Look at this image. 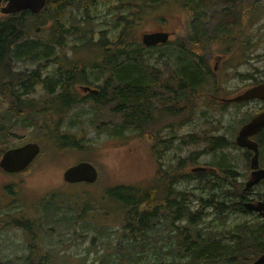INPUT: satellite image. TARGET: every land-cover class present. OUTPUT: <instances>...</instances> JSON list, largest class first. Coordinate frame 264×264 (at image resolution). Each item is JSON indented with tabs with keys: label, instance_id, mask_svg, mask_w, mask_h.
I'll use <instances>...</instances> for the list:
<instances>
[{
	"label": "trees",
	"instance_id": "trees-1",
	"mask_svg": "<svg viewBox=\"0 0 264 264\" xmlns=\"http://www.w3.org/2000/svg\"><path fill=\"white\" fill-rule=\"evenodd\" d=\"M159 1L166 4L163 10L170 9V0H47L43 9L37 14L24 10L0 18V62H2L0 69L8 77L2 93L13 98L11 108L8 110L10 117L6 118L9 121L6 124L10 123V127L15 123L26 125L31 118L40 133L39 140L45 148L41 158L48 157L49 154L59 156L64 149L77 148L82 150L83 154H88L92 149L91 145L84 144L79 134L69 135L66 132L61 134L62 113L73 104L86 99L77 91L75 87L77 81L87 82L99 88L97 94H90L87 98L94 107L110 110L114 119V130L109 134L125 139L126 130L128 133H135L141 141H146L153 147L160 145L166 123L168 122L169 127L174 125L180 127L184 121L191 118L193 110L203 96L202 87L209 79V47L206 44L215 38L227 37L234 41L240 37L239 34L234 35V27H237L241 20L242 23L246 22V15L257 13L261 17L264 12V0H182L190 7L188 34L180 38L178 44L148 48L140 41L137 31L141 29L146 17L152 13L147 7ZM101 2L106 6L115 3L118 11L128 9V12L117 17V21L123 22V26L114 37H109L106 30H102L100 38L95 40L89 28L86 30L89 35L86 37L77 24L68 25L67 20L63 18L65 10L71 6L82 9L88 15L89 11ZM80 22L84 27L86 23L84 19L80 18ZM37 26H41V34L45 39L44 37L32 39L36 34ZM78 31H80L81 44L74 47L90 50L92 56L88 60V56L82 55L79 61L66 64L63 55L67 40ZM164 48L169 49L167 54L161 52L153 55L154 51ZM50 56H55L54 61L58 64L57 69L52 72L55 75L42 77L38 70L32 71L29 75L12 71L14 61L36 62L44 58L48 59ZM23 57L26 58L21 60ZM160 62L163 63L162 66L168 74L162 73L159 69ZM91 75L95 79H90ZM37 85H43L49 98L41 105L43 111H36L31 115L27 111V106L23 105V101L20 103L19 94L20 91L29 94ZM40 117H43L41 123H39ZM101 124L104 125L101 122L99 128ZM3 134L4 130L0 126V136ZM42 135H45L49 142H44ZM210 137L212 144L207 150L213 153L224 145L225 140L222 137ZM209 138L192 135L188 137V142L197 144ZM6 147H0V152ZM178 165L175 170L160 168L158 173L162 176L158 180L159 186L155 185L143 192L124 185L106 188L110 196L113 195L116 200H121L124 206L131 209L127 217L129 224L125 226L129 237L123 247H120L119 253L123 251L133 255L127 261L119 258L121 264L123 261L124 264L140 263V256L137 257L136 253L148 255L146 264H159L163 261V258L155 259L153 254L160 252L161 248L165 249L164 245L168 242L166 237L159 238L162 236L161 231L171 232L167 231L166 226L156 223L154 217L159 210H163L161 214L173 215L179 220L186 219L189 225L198 223L202 220L200 216L202 210L191 209L188 201L190 196H194L199 201L201 208L211 207L215 214L221 217L222 214L229 215L235 211L239 214L248 213L239 198L244 182L238 180L237 173L233 169L220 165L218 171L210 172L214 179L209 178L208 181L204 178L207 177L208 172L182 173L181 168L185 166V159H179ZM36 166L37 163L30 165L20 173H29ZM190 176L200 179L202 185L198 186L201 190L199 194L190 193L189 189L181 187L188 183L186 179H190ZM175 183H178L179 188L176 189L178 195L173 199L171 196ZM9 188L12 194H8L15 197V202L25 204L21 186L10 184ZM52 199L46 200L47 203L49 204ZM145 203L148 208L141 210ZM38 204L43 206L42 201H38ZM48 204L42 208L44 209ZM51 204L54 207L52 202ZM81 204L84 211L91 209L90 202ZM159 206H167V208L159 209ZM173 206H177L175 210ZM10 216L9 221L16 222L17 226L22 227L28 239L29 252L27 257L20 258L22 264H55L51 252L41 246L32 219L24 212ZM9 223L0 220L2 227H6ZM131 228L137 230V233L130 234ZM183 228L180 227L179 232L172 235L170 244L167 245L169 248L166 252L172 256L165 260L166 264L188 262L245 264L254 255L264 252V219L255 227L242 224L234 242L225 244L207 237H203L201 243L197 244L198 241L190 240L189 227ZM173 239H178V242ZM161 240L166 242L162 241L158 245Z\"/></svg>",
	"mask_w": 264,
	"mask_h": 264
},
{
	"label": "rangeland",
	"instance_id": "rangeland-1",
	"mask_svg": "<svg viewBox=\"0 0 264 264\" xmlns=\"http://www.w3.org/2000/svg\"><path fill=\"white\" fill-rule=\"evenodd\" d=\"M165 8L166 4L161 1L154 3L151 7H147V10L152 13L143 21L137 34L144 30H156L159 28L176 29L177 26L172 14L175 13L183 19L182 13L176 9L174 2L171 3L170 9L162 12ZM126 12H128V9L118 11L115 3L111 6H106L101 2L95 8H92L88 15L82 9L71 6L65 10L63 18L67 20L68 25L77 24L80 28L79 30L85 33L86 37L89 35V32H86L88 28L89 31L94 29L96 38L100 35V30H106L109 37H114L121 26V23L117 21V17ZM80 18L86 22L84 27L80 24ZM235 31L236 27H234ZM250 35L247 46L242 47L237 44L236 49L228 57L234 64L239 62L238 67L224 68L222 65L218 69L216 78L220 77L223 79V86L228 89V92L233 91L234 93L248 86L251 83L248 79L251 74L259 79L264 75V18L254 26ZM43 37L45 39L40 30L32 36V39H41ZM76 44H80L78 34L69 37L67 40L65 49L67 50L66 56L68 58L72 57L73 47ZM212 49L213 57L214 55L223 54L222 48L218 46V43H214ZM168 51V48H164L154 51L153 55H158L161 52L167 54ZM91 56L92 52L89 50L88 60ZM25 58L23 57L21 60ZM54 59L55 56H50L48 59L44 58L40 61V69L44 73L42 77L55 75L52 72L57 69L58 64ZM214 59L211 61L212 65ZM14 67L16 70L29 72L38 67V62L15 61ZM90 79L95 78L91 75ZM212 87V81H210L202 87V90L207 92ZM24 97L34 98L37 104L42 105L44 100L47 99V94L43 86L39 85L35 92ZM76 104H73L71 108L63 112L64 121L61 134L66 132L69 135L79 134L85 136V138L82 137L84 144L92 146L88 154H83L82 150L77 148L67 149L60 156L45 158L29 173L12 174L0 170L1 219L11 218L9 216L10 213L16 216L20 207L28 218L33 215L36 216L37 220L36 222L34 221L33 227L41 246L44 250L51 252V254L63 257L62 259H57L55 261L56 264H92L90 260L92 258L95 259L96 264L101 260H104V264H117L119 258L127 261L126 258L133 255L123 253V251L117 253L120 249L117 245L118 240L123 235L126 224L120 222L112 224L109 221L111 219L103 215L105 213L107 215L115 214V218L119 221L122 219V214L126 217L125 211L117 215V212L122 210L124 205L121 200H116L109 195L106 190L108 186L134 184L140 192L146 191V184L157 182L154 178L159 168L164 167L163 169L165 170H175L178 168V161L181 158L188 159L187 165L181 168L182 173L195 165L193 164L195 162L203 165L213 162L216 171L219 170L220 165L227 166L236 171L238 174L237 178L244 180L246 178L245 174L248 173L246 162L248 160L245 151L235 148L232 142L235 140L237 131L240 128L241 124L239 121H244L252 115L260 106L258 103L251 102L240 109L234 106L221 108L219 105H215L212 107L204 96L193 110L191 118L184 121L180 128H175L172 131L167 129L160 140L162 143L155 147L140 141L135 133H128L126 130L124 133L126 135L125 139L109 134V132L114 130V124L108 123L113 120L108 108L94 107L90 103ZM6 108V104H1L0 113H5ZM42 120L43 117H40L39 121L41 122ZM102 121L106 123L104 125L101 124V128H99L98 125ZM117 121L119 120L117 119ZM0 125L3 126L4 130V134L0 137V147L9 145L13 147L14 144L16 146L31 141L29 139L40 138V133L35 128L31 118L28 119L26 125L23 124L24 126L18 125L12 128L8 124L3 123L1 119ZM68 134L66 135L69 137ZM190 134L196 135L198 138L225 136V142L228 140V145L213 153L208 152L207 149L210 147L208 145L209 140L206 139L197 144L190 143L188 142V137L192 136ZM42 138L44 142H49L45 135H42ZM184 138L187 139L184 140ZM1 141L4 143H1ZM262 142L264 147V135L262 136ZM203 148H206V151ZM84 157L91 159L93 163H97L102 172L101 179L95 184H65L62 180V171L68 165ZM191 158H194V160H190ZM211 176L210 174L204 178L213 180L214 177ZM189 178L186 179L188 183L183 184L181 187L189 189L190 193L199 194L201 190L198 186L199 184L202 185L199 182L200 179L192 178L191 176ZM10 184L21 186L25 197L24 205L21 202H15V197L9 195L12 194L9 188ZM263 185L258 188L259 191H264ZM177 188H179V185L175 183L174 189ZM57 195L66 196L67 199L60 198ZM51 197H54L51 201L54 204V210L52 211L47 207H44L43 210L40 206L41 203L38 204V201L41 200L43 206H45V204H48L46 200ZM251 197H254V194ZM83 202L91 203L90 211H84L81 204ZM189 202L192 210L195 211L197 208L202 210L200 214L202 220L198 224L189 225L185 220L177 224H184V228L188 226L191 233H193V239L196 236V232H198L195 239V241H198L197 244L201 243L200 241H202L203 237L223 242V244L232 243L234 238L238 236L242 224L245 223L255 227L259 226L263 221L259 214L253 212L250 214H239L235 211L229 213V215L222 214L221 217L215 214L211 207L209 209L201 208L199 201L194 196H190ZM26 210L29 212L36 211V213L30 217ZM16 224V222H11L8 226L0 228V253L23 255L29 252L26 233L22 227ZM159 224H161V221ZM161 232L162 236H159V238L166 237L168 242L166 240L159 241L158 245L162 241L166 242L164 245L165 249L161 248L160 252L153 254V257L155 259L163 258V261H160L159 264H165V260L172 256L166 251L169 248L167 245L170 244V239L174 234L166 233L163 230ZM149 236L155 237L154 235ZM173 241L178 242V239H173ZM175 250H177V247ZM66 255H68V258H64ZM136 255L137 257L140 256V263L138 264H146L148 255L145 253H136ZM188 257L192 258L191 256ZM15 264H22V259H17ZM122 264H124V261Z\"/></svg>",
	"mask_w": 264,
	"mask_h": 264
},
{
	"label": "water",
	"instance_id": "water-1",
	"mask_svg": "<svg viewBox=\"0 0 264 264\" xmlns=\"http://www.w3.org/2000/svg\"><path fill=\"white\" fill-rule=\"evenodd\" d=\"M3 0H0V5ZM46 0H7V4L1 7L5 13L20 12L30 10L37 13L43 9ZM39 30V28H38ZM142 42L147 46H155L159 43H165L168 40L169 33L164 31L145 32L142 34ZM88 89V88H85ZM261 98L264 99V83L246 90L242 95L233 98V100ZM264 126V111L254 117L250 123L243 126L237 137V141L242 146H247L255 151L251 159V177L246 183L245 192L264 178V168L259 165V150L257 143L249 139V136L256 133ZM41 148L36 142H29L22 146L8 149L3 153L0 159V168L8 172H18L25 169L39 154ZM201 167H195L193 170H201ZM98 169L94 164L88 161H81L75 165L69 166L64 171V179L67 182L75 183L80 181L95 182L98 178ZM245 207L249 211L258 210L264 215V201L257 203L245 202ZM253 264H264V254L259 256Z\"/></svg>",
	"mask_w": 264,
	"mask_h": 264
},
{
	"label": "flooded vegetation",
	"instance_id": "flooded-vegetation-1",
	"mask_svg": "<svg viewBox=\"0 0 264 264\" xmlns=\"http://www.w3.org/2000/svg\"><path fill=\"white\" fill-rule=\"evenodd\" d=\"M252 16V14L251 13H249L248 15H246V19H248V18H250ZM241 23H242V20H241ZM225 59H226V57H222V56H219V60L218 61H216V67H222V65L225 63ZM250 81H252L253 83L252 84H254L256 81H257V78H253V76H251L250 77V79H249ZM214 91H216V92H221V89L220 88H218V87H215L214 88ZM212 94H214V93H212ZM215 96V95H214ZM223 103H226V102H223ZM234 103H236L237 105H244V104H246V103H238V102H234ZM227 104H230V103H227ZM261 107H263V105H261L260 106V108ZM264 131V130H263ZM262 131V132H263ZM261 132V133H262ZM261 133H259V134H261ZM258 134V135H259ZM257 135V136H258ZM256 136V137H257ZM259 140V139H258ZM259 141H261V140H259ZM244 188L245 187H243V189H242V191L239 193V198H240V202L241 203H244V202H246L244 199H246V196L248 197V198H252V197H250L248 194L249 193H251V192H247V193H244L243 194V190H244ZM243 194V195H242ZM246 194V195H245ZM173 195H175V196H177L178 195V190H176V189H174V191H173ZM173 195L171 196V198H173V199H175V197H173ZM256 197H255V199H259L260 198V196H258L257 194L255 195ZM182 199L183 198H181L180 200L182 201ZM176 200H178V201H180L179 199H176ZM174 208H173V210H175V208L177 207V206H173ZM146 208H148V206H146V205H144V208H140L141 210L142 209H146ZM159 209H163V208H167V206H159L158 207ZM130 209L128 210V214L130 213ZM163 212V210H159V212H158V214L154 217V219L156 220L159 216H161L160 214ZM162 215H164L165 217H166V219L168 218H174L175 216H168V215H166L165 213L164 214H162ZM129 215H127V217H128ZM127 217H126V227L128 226V224L129 223H127ZM158 223L160 222V221H157ZM161 225V224H160ZM130 231V234H136L137 232V230H129ZM138 255H140V254H138ZM127 260H129V258H126Z\"/></svg>",
	"mask_w": 264,
	"mask_h": 264
},
{
	"label": "bare ground",
	"instance_id": "bare-ground-1",
	"mask_svg": "<svg viewBox=\"0 0 264 264\" xmlns=\"http://www.w3.org/2000/svg\"><path fill=\"white\" fill-rule=\"evenodd\" d=\"M105 67V66H104ZM245 193V188H244V190H243V194ZM242 194V195H243ZM245 203V202H244ZM251 212H253V213H257V214H259V216L261 217V218H263L264 219V215L261 213V211H258V210H253V211H251ZM238 242V241H237ZM242 242V241H241ZM193 244V243H192ZM189 246V245H188ZM190 247V246H189ZM196 247V246H195ZM193 248H194V246H193ZM197 248V247H196Z\"/></svg>",
	"mask_w": 264,
	"mask_h": 264
}]
</instances>
